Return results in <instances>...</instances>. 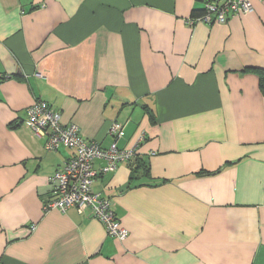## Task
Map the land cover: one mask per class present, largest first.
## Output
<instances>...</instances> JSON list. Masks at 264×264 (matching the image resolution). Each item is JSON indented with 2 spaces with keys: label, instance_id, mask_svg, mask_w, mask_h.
<instances>
[{
  "label": "crops",
  "instance_id": "0c3cea01",
  "mask_svg": "<svg viewBox=\"0 0 264 264\" xmlns=\"http://www.w3.org/2000/svg\"><path fill=\"white\" fill-rule=\"evenodd\" d=\"M201 10L0 0V264H264V2L190 27ZM37 99L102 147L124 126L118 148L150 174L132 182L123 163L92 192L111 201L125 241L88 211H43L73 151H47L26 127Z\"/></svg>",
  "mask_w": 264,
  "mask_h": 264
},
{
  "label": "built area",
  "instance_id": "2783aa9c",
  "mask_svg": "<svg viewBox=\"0 0 264 264\" xmlns=\"http://www.w3.org/2000/svg\"><path fill=\"white\" fill-rule=\"evenodd\" d=\"M253 0H195L202 5L196 16L187 24H226L233 17L252 12ZM264 2V0H255ZM25 125L35 137L44 138L45 149L57 152L62 146L73 151V156L62 163L51 175V199L43 204V211L56 210L61 214L75 209L78 214L86 211L102 226L107 236L125 241L128 231L117 219L111 201L92 192V185L98 176L111 174L120 164L131 163L136 158L134 149H121L117 141L124 136V126L117 121L108 131L112 141L102 147L97 141H87L75 124L62 125L60 115L47 102L37 99L25 111ZM144 139L139 135L138 142ZM101 161L95 170L94 163ZM35 226L30 227V232Z\"/></svg>",
  "mask_w": 264,
  "mask_h": 264
},
{
  "label": "trees",
  "instance_id": "16d2710c",
  "mask_svg": "<svg viewBox=\"0 0 264 264\" xmlns=\"http://www.w3.org/2000/svg\"><path fill=\"white\" fill-rule=\"evenodd\" d=\"M10 78L9 76L6 77L5 75H0V80H5ZM260 87L264 90V78L261 75V84ZM131 168V177L130 180L133 182L138 176H149V168L146 167V164L140 160L138 157L135 158L131 163H129Z\"/></svg>",
  "mask_w": 264,
  "mask_h": 264
}]
</instances>
